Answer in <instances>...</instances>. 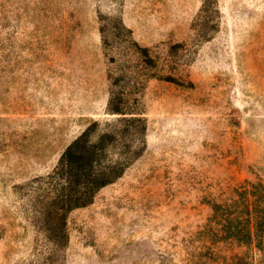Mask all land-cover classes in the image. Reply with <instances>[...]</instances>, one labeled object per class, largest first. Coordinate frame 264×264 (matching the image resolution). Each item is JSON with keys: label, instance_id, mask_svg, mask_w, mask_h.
Wrapping results in <instances>:
<instances>
[{"label": "rangeland", "instance_id": "1", "mask_svg": "<svg viewBox=\"0 0 264 264\" xmlns=\"http://www.w3.org/2000/svg\"><path fill=\"white\" fill-rule=\"evenodd\" d=\"M210 1L215 30L202 39L204 0H0V264H187L207 201L264 183V0ZM128 38L173 81L131 84L144 149L68 213L56 247L26 185L92 122L93 139L122 116L107 102L122 65H139Z\"/></svg>", "mask_w": 264, "mask_h": 264}, {"label": "trees", "instance_id": "2", "mask_svg": "<svg viewBox=\"0 0 264 264\" xmlns=\"http://www.w3.org/2000/svg\"><path fill=\"white\" fill-rule=\"evenodd\" d=\"M213 10L217 12L215 5L210 0H204L200 15L193 24L202 39L208 31L215 30L216 23L206 15ZM100 32H103L102 27ZM102 42L106 44L105 38ZM126 44L127 49L135 53L139 65L134 69L122 65L120 75L112 77L107 102L109 114L122 116L107 124L106 129L93 139L97 123L92 122L66 145L49 173L32 179L26 185L41 230L46 240L56 247H64L67 243L68 213L89 205L96 193L118 179L144 149L146 124L144 118L137 116L131 108V100L133 105L138 102L136 98L131 99L135 93L131 91V84L140 77L173 81L172 76H157L149 70L154 66L146 47L138 46L130 38ZM121 81L125 84L113 88ZM124 114L130 116L125 117ZM207 203L210 215L190 238L187 264H253L254 261L264 264V183L244 180L233 187L226 197ZM217 243L245 250L228 257L218 256L212 249ZM219 258L221 261L217 262Z\"/></svg>", "mask_w": 264, "mask_h": 264}]
</instances>
